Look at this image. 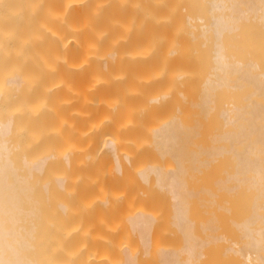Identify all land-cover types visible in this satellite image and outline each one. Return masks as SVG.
Wrapping results in <instances>:
<instances>
[{
  "label": "bare ground",
  "instance_id": "6f19581e",
  "mask_svg": "<svg viewBox=\"0 0 264 264\" xmlns=\"http://www.w3.org/2000/svg\"><path fill=\"white\" fill-rule=\"evenodd\" d=\"M13 65L0 107L46 102L14 121L39 134L20 180L52 264H264V0H0Z\"/></svg>",
  "mask_w": 264,
  "mask_h": 264
},
{
  "label": "clouds",
  "instance_id": "9594fccd",
  "mask_svg": "<svg viewBox=\"0 0 264 264\" xmlns=\"http://www.w3.org/2000/svg\"><path fill=\"white\" fill-rule=\"evenodd\" d=\"M16 55H22V51ZM19 73L20 68L16 65L6 72L0 69V102L7 103L13 90L7 81ZM44 107L45 101L37 106L20 104L11 111L0 107V264H52L43 249L38 250L42 239L37 240L25 227L32 222L31 213L25 211V205L31 204V189L20 180L19 162L23 152L32 146L31 143H22L24 136L27 134L35 142L39 134L14 121L16 116L25 112L37 115ZM30 253L39 258H29Z\"/></svg>",
  "mask_w": 264,
  "mask_h": 264
},
{
  "label": "rangeland",
  "instance_id": "374dc122",
  "mask_svg": "<svg viewBox=\"0 0 264 264\" xmlns=\"http://www.w3.org/2000/svg\"><path fill=\"white\" fill-rule=\"evenodd\" d=\"M144 148H145V147H144ZM144 148H143V149H144ZM141 149H142V148H141ZM141 149H140V150L138 149V150H139V153L143 150V149H142V150H141ZM145 149H146V148H145ZM145 149H144V150H145ZM149 149H151V148L147 147L146 150H149ZM123 150H124V149H123ZM146 150H145V151H146ZM152 150H153V148L150 150L152 153H151V152H150V153H151V154H156V152L154 153ZM134 151H135V150H133V152H134ZM145 151H142V152H141V153H142L143 155H145V156H143V155L140 153V154H141L140 156H142V157H141V160H142V161L140 160V163L138 162L139 165H140V164H144V163L149 162V158L151 157V156H150L151 154H149V151H147V152L144 154L143 152H145ZM120 152H121V151H120ZM123 152H125V151H122L121 153L123 154ZM136 152H137V150H136ZM136 152H135L134 154H136ZM139 153L137 152V155H138ZM122 154H121V157L123 158ZM156 155H157V154H156ZM138 156H139V155H138ZM140 156L138 157L139 159H140ZM147 157H148V158H147ZM153 157H154V155H153ZM153 157L150 159V162L154 161V160H152ZM155 157H156V156H155ZM155 157H154V159H156ZM159 157H160V156H159ZM145 158L148 159L147 162H145V161H146ZM163 158H165V157H163ZM163 158L160 157V159H161V160H160V159L158 158V155H157V161L160 160L161 163H165V162L167 163L168 160H169V159H168L169 156H168V158L166 157V158L164 159L165 162H163V161H164ZM167 159H168V160H167ZM171 159H172V158H171ZM122 160H124V158H123ZM137 160H138V159H137ZM144 160H145V161H144ZM157 161H155V162H157ZM143 162H144V163H143ZM172 162H173V161H172ZM172 162H171V163H172ZM138 164H136L137 167H139ZM133 166L136 167L135 165H133ZM129 171H130V170H129ZM132 171H135V169L132 168ZM130 172H131V171H130ZM135 172H136V171H135ZM135 172H134V173H135ZM128 173H129V172H128ZM131 173H132V172H131ZM132 174H133V173H132ZM133 175H134V174H133ZM133 175H132V176H133ZM135 175H136V174H135ZM209 175H210V173L207 175V177H210ZM203 179H204V180L206 179V175L203 177ZM122 184H123V183H122ZM204 184H206V180L204 181ZM120 185H121V183L119 184V187H120V188H119V187H117V188H118V189H123V190H124L123 186H120ZM144 187H145V189H147V190H149V191L152 190V189H150L149 186L144 185ZM118 189H116V193H118V192L121 191V190H118ZM126 189H127V188H126ZM117 190H118V191H117ZM123 190L121 191L120 194H118V196L121 195V197H122V194L125 193ZM123 196H124V195H123ZM168 196H169L168 193L163 194V196H161V195H159V194H156V195H155V197L157 198V202H160V204H162L163 207H164V206H168L167 208L164 207V209L166 208L165 211L169 208V203L171 202V200H169V199H170V196H169V199L167 198ZM133 201H134V200H133ZM133 201L131 200L132 203H133ZM168 201H169V202H168ZM135 202H136V203H135ZM196 202H197V201H196ZM121 204H124V203H121V202H120V204H119V206H118V208L120 209V210H119V211H120V212H119L120 215L118 214L120 218H117L118 220L115 218V220H117V222L119 221L120 224H121V221H120V220H121V216L125 219V217H126L128 214H130L129 212L135 211L137 208H139V209H140L141 207L143 208V206H141V205H142L141 200H139V199L136 200V201H134L133 204H128V205H129L128 207H126V204H125V206H123V205H121ZM135 204H136V205H135ZM140 204H141V205H140ZM193 204H194V203H193ZM193 204H192V207H193V208H191V209H192V212H191V210H190V216H191V219H193L194 222H195V224H196V227H195L196 232H198V231L200 232V230H197V229H198V228H199V229L201 228V226H202V222H204V221L206 222V220H207V218H208V215H206L207 213L204 212L206 209H204V211H203V208H201V210H200V207H201V206H200V205H201L200 202H199L200 205H199L198 203H195L196 205L193 206ZM197 204H198V206H197ZM120 205H121V206H120ZM121 207H122V208H121ZM195 207H196V210L194 209ZM129 209H130V210H129ZM164 209H163V210H164ZM117 210H118V209H117ZM117 210H116V211H117ZM121 210H122V212H121ZM157 210H158V208H157ZM160 210H162V209H159V212L162 213L163 211H160ZM168 210H169V209H168ZM199 210H200V211H199ZM116 211H115V213H118V211H117V212H116ZM167 212H168V211H167ZM193 212H194V213H193ZM198 212H199V213H198ZM104 213H107V216H106V214H105V217H108L109 214H110V213L108 214V212H103L102 214H104ZM115 213H113V214H114V216L116 217ZM165 213H166V212H165ZM98 214H100V213H98ZM162 214L165 215L164 212H163ZM167 214H168V213H166V215H167ZM204 214H205V215H204ZM100 215H101V214H100ZM100 215H98V216H99V217H102V216H100ZM110 215H112V214H110ZM163 215H159V216L162 217ZM103 217H104V216H103ZM103 217H102V219L99 218L100 222L103 220L102 223H103V222L105 223V221H104L105 219H107V220H108V219H109V220L111 219V218H110L111 216H110L109 218H105V217H104V219H103ZM112 217H113V216H112ZM202 217H204V220H203ZM163 218H164V217H163ZM165 218H166V217H165ZM124 219H122L123 224L125 223V222H124ZM164 220H165V219H164ZM167 220H168V219H167ZM112 221H113V218H112ZM107 222H108V221H106V223H107ZM114 222L116 223V221H114ZM119 222H118V223H119ZM168 222H169V221H167V222L163 221V222L161 223V225H159V228H160V226H164L165 229H167L166 227L169 226L168 228L170 229V224H169ZM205 222H204V223H205ZM99 224H100V223H99ZM118 225H119V224H118ZM121 225H122V224H121ZM121 225H120V226H121ZM101 226H102V225H100V229H101ZM199 226H200V227H199ZM122 227H124V225H122ZM125 227H127V225H125ZM197 227H198V228H197ZM120 228H121V227H120ZM123 229H125V228H123ZM126 229H127V228H126ZM195 229H194V230H195ZM156 230H157V229H156ZM171 230H172V229H171ZM127 231H128V230H127ZM127 231L125 230L124 232H123V231H122V232L126 234ZM158 231H160V229H159ZM166 231H167V230H166ZM128 232H129V231H128ZM156 232H157V231H156ZM157 233H159V232H157ZM157 233H155V234H157ZM162 234H163V233H162ZM127 235H128V234H127ZM127 235H124V236L122 235L123 237H125L122 241L124 242V241L126 240L123 246H127V245H125V244H128V245H129V248H131V249H133V250H136L138 247H137V244H136V239H135V237H134V239H133V235H132L131 233L129 234L130 236L132 235L131 237H130L129 235H128V237H127ZM163 235H164V234H163ZM172 235H173V236H172ZM172 235L170 234V236H168L167 233H166V235H165L166 237L168 236V237L166 238V241L168 242V245H169V242L171 243V245H172V244L175 245V243L177 244V242H178V237H177V235H176V236H175V234H172ZM156 236H157V235H156ZM156 236L154 235V238H155ZM123 237H122V238H123ZM159 237H160V234H159V236H157L156 238L158 239ZM160 238H161V237H160ZM160 238H159V239H160ZM162 238H163V237H162ZM162 238H161V239H162ZM159 239L157 240L158 242H157L156 239H155V242H156V243H155V242L153 243L154 246L156 245L155 248H157L159 242H160L159 245H162V243H161L162 241H161V239H160V241H159ZM132 240H133V241H132ZM130 244H131V245H130ZM169 246H170V245H169ZM135 247H136V248H135ZM158 247H159V246H158ZM155 248H154V249H155ZM152 257H153V256L151 255L150 257H146V258H145L144 256H142L141 258H142V260L145 259L144 261H146V259H147V261H150V260H154V259H151ZM145 264H151V263H145Z\"/></svg>",
  "mask_w": 264,
  "mask_h": 264
}]
</instances>
